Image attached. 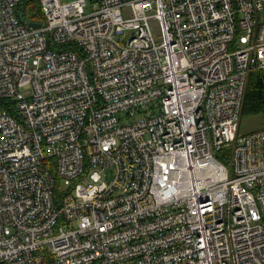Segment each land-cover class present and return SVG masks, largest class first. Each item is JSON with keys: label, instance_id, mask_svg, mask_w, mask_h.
Instances as JSON below:
<instances>
[{"label": "built area", "instance_id": "2783aa9c", "mask_svg": "<svg viewBox=\"0 0 264 264\" xmlns=\"http://www.w3.org/2000/svg\"><path fill=\"white\" fill-rule=\"evenodd\" d=\"M20 2L0 0V264H264V128L240 132L264 0H40L39 27Z\"/></svg>", "mask_w": 264, "mask_h": 264}, {"label": "trees", "instance_id": "16d2710c", "mask_svg": "<svg viewBox=\"0 0 264 264\" xmlns=\"http://www.w3.org/2000/svg\"><path fill=\"white\" fill-rule=\"evenodd\" d=\"M18 14L23 19L44 21L40 0H21ZM264 114V71L251 73L246 90L243 115Z\"/></svg>", "mask_w": 264, "mask_h": 264}, {"label": "rangeland", "instance_id": "374dc122", "mask_svg": "<svg viewBox=\"0 0 264 264\" xmlns=\"http://www.w3.org/2000/svg\"><path fill=\"white\" fill-rule=\"evenodd\" d=\"M65 2L72 1V0H63ZM155 32H159V27L157 24H154ZM20 92L25 95L29 96L32 93L31 85H26L20 88ZM264 128V114H253V115H243L240 124V132L242 135H246L252 131ZM106 174V180L110 181L115 173L114 167H108L104 170Z\"/></svg>", "mask_w": 264, "mask_h": 264}, {"label": "water", "instance_id": "95a60500", "mask_svg": "<svg viewBox=\"0 0 264 264\" xmlns=\"http://www.w3.org/2000/svg\"><path fill=\"white\" fill-rule=\"evenodd\" d=\"M29 24L33 27H39L42 25V22H35V21H31L29 22Z\"/></svg>", "mask_w": 264, "mask_h": 264}]
</instances>
